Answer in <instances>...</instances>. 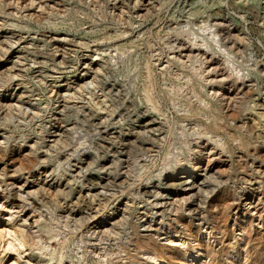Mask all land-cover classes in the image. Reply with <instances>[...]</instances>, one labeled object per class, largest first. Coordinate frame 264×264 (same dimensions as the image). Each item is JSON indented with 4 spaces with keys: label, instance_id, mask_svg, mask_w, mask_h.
Masks as SVG:
<instances>
[{
    "label": "bare ground",
    "instance_id": "bare-ground-1",
    "mask_svg": "<svg viewBox=\"0 0 264 264\" xmlns=\"http://www.w3.org/2000/svg\"><path fill=\"white\" fill-rule=\"evenodd\" d=\"M118 1L116 10L121 16L125 12L130 16L121 22L116 15V43L111 38L115 43L116 65L120 64L115 66L120 84L116 91V122L90 124L93 130L86 129L80 137H85L80 142L83 148L76 145L68 149L73 134L81 126L66 124L71 96L62 95L58 87L56 95L62 99H58L59 106L54 109L58 111L55 119L60 125L55 122L50 127L53 132L59 131L54 140L47 143L43 135L26 147L29 136L16 137L14 145L11 136H3L6 131L0 136V161L5 164L0 172L1 182H5L0 210L7 209L17 215L31 206L33 212L45 219L39 225L43 234L35 246L30 245L15 225L1 229L0 238L6 235L7 238L5 252H0V264H264L263 237L257 231L253 234L260 227L255 224L257 216L264 226V133L257 131V124L244 122V112L254 108L251 107L254 92L264 91V62L258 53H247L251 39L246 28L238 27L220 11L210 13L209 23L203 22L197 28L191 20L175 22L176 27L165 36L174 35L176 39H167L168 59L160 63L164 50L156 51L155 36L147 32L143 37H127L135 24L148 17V8L140 9L144 6L143 0L120 1L121 5ZM7 2L0 0V34L6 31L11 34L0 37L3 61L25 38L22 34L35 28L34 13L26 16L31 21L23 20V16L16 19L14 12L6 9L12 1ZM36 4L37 0H28L22 8L45 10L44 2ZM13 5L17 8L19 3ZM50 15L39 14L33 20L41 26H64L70 19L54 23ZM16 31L21 32L20 37ZM103 34L107 37L106 29ZM30 40L20 47L26 55L35 51L29 46H36L37 41L34 37ZM65 42V36L47 41L50 46L56 45L50 59L54 65L64 62L60 47ZM143 44L149 54L140 57L138 53ZM24 57L17 60L24 61ZM96 60L92 59L90 65H95ZM156 63L161 64L158 71L164 80L159 90L154 87ZM16 65L15 61L0 70V89L24 83V80L13 82L20 77L14 71ZM247 68L254 70L257 80H248L249 74L244 71ZM94 69L103 72L100 66ZM93 82H84L79 91L85 89L94 94L95 89L89 87ZM67 86H63L64 90L69 91ZM24 90L9 95L0 91V127L10 129L11 124L15 125V119L19 118L17 112L27 114L21 106L13 104L14 99L27 95ZM165 103L173 107L172 114L168 113ZM256 106L264 104L257 102ZM30 109L34 110L35 106ZM262 114L258 113L256 120ZM50 128L41 124L34 133L45 134ZM112 129L116 131L111 132ZM85 134L91 135L89 140ZM86 148L91 151L86 152ZM21 149L27 150L24 157L28 163L20 155L17 157L18 154L10 155ZM187 154L193 158L189 159ZM183 160L186 162L182 163ZM238 181L248 186L239 192ZM40 192L47 195L51 192L66 207L61 208L64 206L61 202L63 206L53 203L50 194V199L39 198ZM8 198L7 202L1 201ZM123 199L144 203V214L137 215V208L124 205ZM253 199L258 204L253 209L247 208ZM93 200L101 203L95 214ZM257 207L259 210L254 215ZM234 210L237 217L232 223ZM28 213L23 217L25 220L29 218ZM95 215L100 217L91 221ZM237 230L241 231V239ZM29 246L30 251L26 248ZM10 256H13L11 263Z\"/></svg>",
    "mask_w": 264,
    "mask_h": 264
},
{
    "label": "rangeland",
    "instance_id": "rangeland-1",
    "mask_svg": "<svg viewBox=\"0 0 264 264\" xmlns=\"http://www.w3.org/2000/svg\"><path fill=\"white\" fill-rule=\"evenodd\" d=\"M4 1H7V0H4ZM10 1H12L14 3L18 2L19 5L18 6L16 5L17 8L13 5L14 3H12V2L10 3ZM120 1L121 2H123V1L127 2L128 0H120ZM120 1H118V2L121 5L122 3ZM39 2L40 3L44 2V4H46L45 10H41L39 7L22 8L23 6H25L28 3V0H9V2H7V4L10 3L11 5L10 4H9V6L7 5L6 9L9 12H11V11H12V13L14 12L13 15L16 17V19H18V18L21 19L23 16V17H25V18H23V20H28V21H31V20H29L26 16L28 14H32V13H34L33 19L36 17V15H39V14L41 17H43V16L48 17L49 14H51L50 16L52 17V21L54 23H60L62 21L61 19H64V18L70 17V19L68 20L67 24H64V26L63 25H59V26L54 25L53 26V25H46V24L44 26H41L38 23L34 22V20H36V19H34V20L32 19V24L35 26V28L33 30H31L30 33L22 34V36H24L25 38L23 40H21V42L17 43V45H15L10 50L9 55L6 56V57H8L7 59H5L4 61H3V59H0V70H2V68H3V70L6 67L8 68L15 61L17 62L16 68L14 71H16L21 78L17 76V78H15L13 80L14 84H17L18 82H20V80L21 81L24 80V83L21 84L20 86H17V87H14V86L13 87H6V88L2 87L1 88L2 90L0 89L1 93H6L9 95L11 93H16L20 89H25L24 90L25 94H27L20 100L18 98L13 100V102H14L13 104L16 106L17 105L21 106V109H24L25 112H27V114L21 115L22 113L19 114L17 112L16 114L19 115V118L15 119V125L11 124L10 129H5L4 127H0V136H1V134H3L4 131H6L7 132V133H5L6 135L4 134L3 136H11L12 145L15 144V141H14L15 139H17L21 136H23V137L29 136L27 138L28 140H26V141H29L26 143V147L32 141H34L37 137H40L43 135L45 136V140L47 141V143L54 140V138L57 137V134L59 131L53 132L54 129L50 128V127H52V124L55 122H56L55 125L58 124L57 119H55L56 118L55 116H56L58 111H56L57 109H54V108L59 106L58 105L59 102L57 103L58 99L60 101L62 99L56 95L57 90L59 89L58 87H60V89H62V91H61L62 95L66 94V95L71 96V99L69 100V104H68V108H69L68 112L69 111L70 112L68 113V118H67L68 122L66 124L75 125V123H76L79 127L81 126V128L78 129V132L73 134L72 137H74L75 139L71 138V146H68V149H74L76 145H77V148L78 147L83 148L82 143L84 142L85 137H84V139L83 138L80 139V137L82 135H84L85 132H87L88 128H89V130H93L92 128L89 127L90 124L91 125H98L99 123H101V125H102V121L106 122V124L108 122L109 123L116 122V91L120 88L119 81L116 80V67H118L120 64L116 65V60H115L116 59V50H115V47L113 46V44L116 43L115 42L116 41V38H115L116 37V15H118V18H120V21L123 22L127 19L128 16H130V14L129 13L127 14L125 12V14L123 16H121L120 11L116 10V0H93V1L92 0H81V1L80 0H37L36 6L39 4ZM45 2H47V3H45ZM142 6L143 7L140 9H147L148 8V10H149V12L147 11L148 17L140 20L139 24L138 23L135 24L132 31L130 33H128L129 35H127V37H130V36H133V37H138V36L141 37L142 36L143 37L144 34H148V33H151L153 36H155V37H153V42L155 45V49L157 48L156 51L158 50V48H159V50L162 48L164 50V54H162L158 60V62H160V63L166 62L168 59L167 55L169 54V51L167 50L168 46H167V44H165V42L167 41V39H170L172 41H173V39L174 40L176 39L174 35H171L168 38H166V36H165L166 32L171 31L173 29V27H176L175 22L180 21L178 23H182V22H187V20H191V21L195 22V24L193 26H195L196 24L198 25V26L196 25L194 27V28H197L200 26L199 24H201V26H203L204 24H207V22L209 23L208 15L210 13L219 12V11L222 12L223 16L226 15L227 18L233 20V23L238 25V27L246 28L245 32L250 37L249 39H251L250 40L251 45H250L247 53L248 54L252 53L254 55L256 53H258L260 58L263 60L262 63L264 62V0H163V1L162 0H143ZM69 13H70V16H69ZM103 15H104V17H103ZM242 15H243V17H241ZM71 17H72V19H71ZM206 19H207V21H205ZM201 21H202V23H201ZM210 21H211V19H210ZM93 22H95V23H93ZM96 22H98V23H96ZM203 22H204V24H203ZM173 24H174V26H173ZM168 25L169 26L171 25V27H169ZM57 28H59V29L57 30ZM144 28H146V29H144ZM147 28H149V29H147ZM35 29H37V30H35ZM103 29H106V31H107V33H108L107 37H104ZM7 32H9V31H6L5 33H1L0 37L11 36V34L7 33ZM156 32L159 34L157 35ZM16 34L20 37L21 32L16 31ZM160 35H162L163 37ZM64 36L66 37V42L60 47V50H61V48L63 49V50H61L60 54L63 55L62 60L64 62L61 65V63H58L59 62L58 61L59 59H58L57 60L58 65L56 63L54 65L52 60H50V59H51L52 54L54 53L53 49L56 45L50 46L47 43V41L52 40V38L55 39V38L64 37ZM172 36H174V37H172ZM32 37H34L35 41H37L36 46H34V47L29 46V47H31L30 49H33L35 51L33 53L28 52L29 54L26 55L25 53H27V52L24 50L21 51L20 47L26 46L28 44L26 42L31 41L30 39ZM113 37L115 38V40L111 39ZM161 38H162V40H161ZM113 40L115 43H112ZM39 43H40V45H39ZM64 45L66 46V48ZM37 49H40L38 53L36 52ZM139 50L140 51L138 54H139V56L141 55L140 57L149 54V49L147 48L146 45L144 46V44L142 45V48H140ZM166 52H168V54ZM49 55H50V58H49ZM111 55H113V56H111ZM20 56H22V58L25 56L24 57L25 60L23 61L22 58L20 59V61L17 60V58ZM26 58H27V61H26ZM96 58H97L96 64L91 66L90 63H91L92 59H96ZM21 60H22V62H21ZM106 60H107V62H106ZM160 63H156V66H155L156 67V70H155L156 78L154 80V82H155L154 87L156 90H159L161 87H163V84H164L163 77L159 74V71H158L161 69ZM97 65L102 68L103 72H101V71L99 72V71H96L97 69H94V67L98 68ZM86 70H87V73H86ZM95 71L99 72V73H96ZM244 71L247 74H249L248 80H250V79L257 80V75L254 72V70H252L251 68H247ZM94 72L96 74H94ZM40 80H41V82H40ZM42 80H44V81H42ZM92 80L94 82L95 81L96 82L95 83L93 82V85H89V87L95 89L94 90L95 95L92 94L89 90H88L89 92L86 91L85 89L79 91V89H81L79 86L84 84V82H91ZM55 81H57V84L55 83ZM66 85L70 86L69 91L64 90V89H66V87H63V86H66ZM14 88H16V89L13 91ZM258 90H256L254 92V96H253V98L255 99L256 102L254 101V103L251 104L252 105L251 107H254L255 109L254 108L252 109L249 107V109H247L244 112V122H246V125L249 123L250 124L253 123V125L257 124L259 126V128L257 127V131L258 132L263 131V133H264V106H258V107L256 106L255 107V103H257V102L260 104L261 103L264 104V91L260 92ZM111 92H113V93H111ZM105 94L107 95V97H105ZM112 95H114V96H112ZM88 101H90L93 108L94 109L96 108L97 110L91 109L92 107H90V104L88 103ZM165 105H166L165 108L168 109V113L172 114L174 111L172 109L173 107L167 103H165ZM34 106L36 109V110L34 109L36 111V114H34L33 109H30L31 107H34ZM104 108H107V109H104ZM78 110H80V111H78ZM111 110H113V111L111 112ZM258 113H263L262 114L263 117L260 120H256V115ZM246 114H248V115H246ZM102 117H103V119H102ZM82 119H84V122L82 121ZM106 119H107V121H106ZM41 124H46L48 126V128H50V132L45 133V134L34 133L36 129L39 130ZM58 125H60V124H58ZM112 131L115 132L116 130L114 131L112 129L111 132ZM80 132H82V133H80ZM258 132H257V134H258ZM89 133L92 135L93 132L92 133L89 132ZM90 134H85V136L87 135L86 139L87 138L90 139V136H91ZM89 139H87V140H89ZM81 141H82V143H80ZM72 142H74L75 144ZM22 144H24V143H22ZM24 149H21V151L19 150V151H16L14 153L10 152V155L12 154V155L16 156L18 154L17 157H20V156L23 157L24 161L26 160L25 162L28 163L26 157H24L25 153H27L26 152L27 150H24ZM85 150H86V152L91 151L88 148H86ZM41 152H42V150H41ZM187 155H189V154H187ZM190 156L191 155H189L187 157L189 159L193 158V156H191V157ZM8 161H10V160H8ZM185 162H186V160L182 161V163H185ZM4 166H5V164L2 161H0V172H1L2 168H5ZM6 166H8L7 163H6ZM25 173H27V172H25ZM2 179H3V177L2 178L0 177V196L3 194V192H5V191H3L5 189V182L2 183L1 182ZM22 179H20L18 182L21 183ZM49 179H48V182H50ZM29 180L30 181L33 180L32 177ZM12 181H14V179H12ZM53 182H50V183H53ZM71 184H73V182H71ZM239 184H240V187H239ZM242 185L243 184H241V182L238 181L237 187H238L239 192L242 191L245 186H248V184H245L243 186ZM17 186L18 185L14 186V190L12 191L13 194L15 193V191H16L15 189H17ZM76 186L77 185H75L74 187H76ZM241 187H242V189H241ZM36 188L38 189V187H36ZM77 189L79 190V188H76V190ZM40 193L41 194H38L39 198L44 197V198L50 199V197H51L53 200V203L58 204L60 206L64 205L61 208L66 207V204H64L62 201L55 200L57 197L51 196V195H53V194H50L51 192L50 193L48 192L50 194V197H49V194L47 195V193H45V194L42 192H40ZM43 194H44V196H43ZM9 200H10V198L4 199V200L2 199L1 201L7 202ZM54 200H55V202H54ZM251 201H252V205L248 204L247 208L253 209V206H256L258 204V202H255L254 199ZM60 202L63 205H61ZM245 202L246 201H244L243 204H245ZM123 203H124V205L127 204L129 207L132 206V208L136 207L137 208L136 214L138 213L137 215H142V213L144 214V212H145L144 209L142 208L144 203H133L132 201L131 202L128 201V199H123ZM98 204L101 205L99 200H93V206L95 207V209L93 210L94 214L97 213L99 210ZM97 205H98V208H97ZM242 207H244V206H242ZM26 208L22 213L17 214V215L12 214V212L7 210V209L0 210V230L6 226L15 225L17 228H19V230L21 232L24 233V235L28 239V242L30 243V245L35 246V243H37V241L40 239L41 235L43 234L40 231L39 225L41 223H44L45 219L43 217L41 218L40 216H38V213L36 211L33 212L31 210V206H26ZM257 208L255 211L253 210V212H255L254 215L258 212L259 208L260 209L262 208V205L261 206L259 205V208L258 209ZM26 210L28 212H30V214L28 213V216H29L28 220H25L23 218L25 216V213L27 212ZM85 212H87V211H85ZM236 213H237V210H234L233 218H232V220H230V221H232V223L235 221V219L237 217ZM48 217H49V215H48ZM48 217H46V218H48ZM98 217H100V215H95V217L91 221H95L96 219H98ZM256 219L257 220L255 221V224L260 225V227L258 226L259 227V228L257 227L258 230H254L253 234H255L257 231V233H260L261 236L263 237L262 241H264V226H262L260 224L261 219L258 216L256 217ZM236 233L239 236V238L241 239L242 238L241 231L237 230ZM6 238H7V235L5 238H0L1 239L0 241H2L1 247H0V252H5L3 250V248H4V243H5ZM240 244L243 245L244 240H242L240 242ZM26 248L29 251L31 250L30 246L26 247ZM28 250H26V252H29ZM12 252H14V251H12ZM11 258H13V256H10L9 260ZM12 261L13 260H10V263ZM203 264H205V263H203Z\"/></svg>",
    "mask_w": 264,
    "mask_h": 264
}]
</instances>
